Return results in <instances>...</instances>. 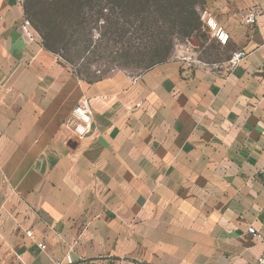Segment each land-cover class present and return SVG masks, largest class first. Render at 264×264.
<instances>
[{
  "label": "crops",
  "instance_id": "0c3cea01",
  "mask_svg": "<svg viewBox=\"0 0 264 264\" xmlns=\"http://www.w3.org/2000/svg\"><path fill=\"white\" fill-rule=\"evenodd\" d=\"M211 1L232 48L215 68L168 61L89 83L23 32L24 0H0V264L258 259L264 0ZM238 50L247 57L233 67ZM84 99L94 123L77 140L68 121Z\"/></svg>",
  "mask_w": 264,
  "mask_h": 264
},
{
  "label": "rangeland",
  "instance_id": "374dc122",
  "mask_svg": "<svg viewBox=\"0 0 264 264\" xmlns=\"http://www.w3.org/2000/svg\"><path fill=\"white\" fill-rule=\"evenodd\" d=\"M178 2L186 30L175 23L178 15L167 16ZM24 9L45 49L89 83L115 74L136 78L168 61L215 68L232 49L202 18L221 9L211 0H24Z\"/></svg>",
  "mask_w": 264,
  "mask_h": 264
},
{
  "label": "built area",
  "instance_id": "2783aa9c",
  "mask_svg": "<svg viewBox=\"0 0 264 264\" xmlns=\"http://www.w3.org/2000/svg\"><path fill=\"white\" fill-rule=\"evenodd\" d=\"M258 17H259V13L250 11L245 17V23L247 25H254L256 24ZM202 18L205 24L208 26V28H210V30L212 31L213 37H215L220 44L227 45L229 43L230 37L226 29L222 27L211 15H208V13L206 12L204 13ZM22 29L26 35L32 34L34 36V31L32 29V25L29 20L24 21ZM246 57H247V53L245 51L243 50L235 51L233 52L229 63L233 67L237 66ZM93 123H94V116L91 110L90 103L88 100H84L82 102V105L79 108H76L74 110L72 117L69 119L68 130L73 138L77 140H82L91 132ZM248 232L251 235L257 234V231L254 227H250ZM27 234L30 237H33L32 232H28ZM38 246L42 250L46 249V246L43 244H39ZM263 246H264V243H263ZM53 264H105V259L102 257L75 258L72 256L71 253H67L63 257V259L54 261ZM138 264H146V263L139 262ZM245 264H264V247H263L262 254L258 257V259L255 262H249Z\"/></svg>",
  "mask_w": 264,
  "mask_h": 264
},
{
  "label": "trees",
  "instance_id": "16d2710c",
  "mask_svg": "<svg viewBox=\"0 0 264 264\" xmlns=\"http://www.w3.org/2000/svg\"><path fill=\"white\" fill-rule=\"evenodd\" d=\"M174 5V4H173ZM174 7V9H171L170 11H169V15L167 14V16H169L170 17V15H172L173 17H175V15H178V17H177V19L176 20H178V21H174L175 23H177V24H181V26L184 28V30H186L185 28L186 27H188V25L187 24H185V20H184V18L183 19H180V13L178 14V12H176V10H177V8H181V3H177V5L176 6H173ZM172 6H171V8H173ZM176 12V14H174V12ZM166 14V13H165ZM173 17H171V18H173ZM176 18V17H175ZM170 19V18H169ZM174 19V18H173ZM172 20V19H171ZM175 20V19H174ZM173 21V20H172ZM191 21V20H190ZM187 23H189V24H192L191 22H188L187 21ZM191 28H193V27H191ZM189 29H190V27H189ZM188 32H189V30H188ZM48 47L49 46H45V48H47L48 49Z\"/></svg>",
  "mask_w": 264,
  "mask_h": 264
},
{
  "label": "water",
  "instance_id": "95a60500",
  "mask_svg": "<svg viewBox=\"0 0 264 264\" xmlns=\"http://www.w3.org/2000/svg\"><path fill=\"white\" fill-rule=\"evenodd\" d=\"M194 42L197 43L196 41H194ZM194 42H193V43H194Z\"/></svg>",
  "mask_w": 264,
  "mask_h": 264
}]
</instances>
